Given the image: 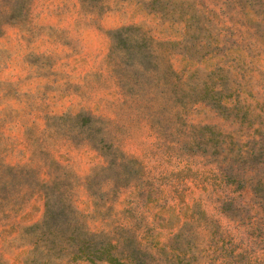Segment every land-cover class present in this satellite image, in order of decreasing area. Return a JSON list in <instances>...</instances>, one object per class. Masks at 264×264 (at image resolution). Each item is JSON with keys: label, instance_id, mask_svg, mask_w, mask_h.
Returning <instances> with one entry per match:
<instances>
[{"label": "rangeland", "instance_id": "1", "mask_svg": "<svg viewBox=\"0 0 264 264\" xmlns=\"http://www.w3.org/2000/svg\"><path fill=\"white\" fill-rule=\"evenodd\" d=\"M0 264H264V0H0Z\"/></svg>", "mask_w": 264, "mask_h": 264}, {"label": "trees", "instance_id": "2", "mask_svg": "<svg viewBox=\"0 0 264 264\" xmlns=\"http://www.w3.org/2000/svg\"><path fill=\"white\" fill-rule=\"evenodd\" d=\"M98 251H100V252H107L108 250L107 249H101V250H98Z\"/></svg>", "mask_w": 264, "mask_h": 264}]
</instances>
